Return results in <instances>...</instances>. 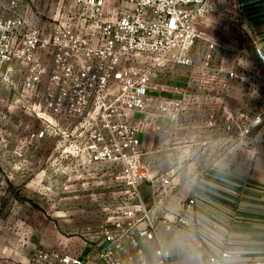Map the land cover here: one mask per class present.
<instances>
[{
    "label": "built area",
    "instance_id": "1",
    "mask_svg": "<svg viewBox=\"0 0 264 264\" xmlns=\"http://www.w3.org/2000/svg\"><path fill=\"white\" fill-rule=\"evenodd\" d=\"M209 1L72 0L74 10L41 24L16 10L10 16L0 13V77L13 83L23 64V88L36 99L34 111L48 124L65 123L73 141H82L86 161L115 166L136 196L108 218L92 255H64L60 264H87L91 259L105 264H170L173 252L160 240L154 210L175 188L188 154L175 156L169 150L172 166L158 176L151 172L143 163L145 123L147 118H169L177 127L184 125L180 119L186 95L166 97L170 90L154 79L166 65H191L199 42L205 40L210 48L218 45L199 26ZM117 2L132 8H120ZM17 6L12 1L11 9ZM256 53L264 65L262 49L257 47ZM228 76L235 79L237 70ZM261 122L257 116L244 127L229 123L223 130L246 137ZM50 134L49 125L34 136ZM215 142L203 141V146L210 153ZM147 182L156 183L152 204L140 191ZM195 206L190 197L177 214L164 217L166 230L174 234L189 228ZM53 257L41 254L50 264ZM200 264L244 263L226 247Z\"/></svg>",
    "mask_w": 264,
    "mask_h": 264
},
{
    "label": "rangeland",
    "instance_id": "2",
    "mask_svg": "<svg viewBox=\"0 0 264 264\" xmlns=\"http://www.w3.org/2000/svg\"><path fill=\"white\" fill-rule=\"evenodd\" d=\"M12 1L18 3L14 9ZM71 2L0 0V13L10 16L16 10L39 24L58 13L74 10ZM117 6L132 8L119 2ZM205 9L210 24L215 25L219 10L214 4ZM198 19L202 28L204 21ZM227 24L226 21L223 28L229 35L233 30ZM208 37L211 42L220 43L215 30ZM205 43L201 41L194 48L191 65H166L154 79L157 85L170 90L166 97L182 99L186 95L185 107L191 116L183 115L181 123H186L188 117L200 120L205 104L200 93L215 89V76L232 69L238 73L233 44L222 49L219 45L210 48ZM207 51L210 57H206ZM211 69L213 77L205 82ZM24 72L25 66L21 64L13 83L0 77V264H50L41 258L42 253L53 255V264H60L58 259L64 255H83L88 250L92 255L108 218L136 196L115 166L86 161L82 141H73L65 123L48 124L34 111L36 99L23 88ZM208 106L212 112L219 109L214 98L208 99ZM222 110L224 121L230 123L235 119L225 108ZM238 116L241 122L248 117L245 113ZM147 119L143 163L158 176L172 166L168 148L178 146L177 151L183 150L187 132L169 118ZM49 125L52 134L47 138L34 136ZM198 139L197 131L194 140ZM147 183L152 186V182ZM149 196L153 198L154 191Z\"/></svg>",
    "mask_w": 264,
    "mask_h": 264
},
{
    "label": "crops",
    "instance_id": "3",
    "mask_svg": "<svg viewBox=\"0 0 264 264\" xmlns=\"http://www.w3.org/2000/svg\"><path fill=\"white\" fill-rule=\"evenodd\" d=\"M208 3L207 7L214 4L219 10L217 22L210 24L206 9L200 16L204 21L201 26L207 34L215 30L222 49L228 44L235 46L238 73L235 79L229 78V71L215 76V89L200 93L205 98L200 120L196 122L188 117L183 125L187 132L184 149L168 148L175 156L186 152L188 159L178 171L175 188L164 204L155 208V218L161 242L168 244L173 252L170 264H200L208 255L226 247L239 263L264 264V65L256 53L257 47L264 53V0H210ZM29 20L33 22L31 17ZM226 21L233 30L229 35L223 28ZM206 57H210L209 51ZM211 71L207 72L205 82L213 77ZM213 98L219 106L215 112L208 106V99ZM222 108L234 116L230 123L237 126L244 127L257 116L262 122L245 141V137L223 130L229 122L223 120ZM239 113L248 115L246 121H240ZM187 115L191 116L188 109L184 116ZM197 131L199 139L194 140ZM203 141L217 142L209 153ZM155 185H141L148 204L154 201V196L149 195ZM190 197L196 201L195 214L189 215L190 227L171 234L162 219L177 214ZM149 246L152 249L154 244ZM88 253L89 250L81 257L90 256ZM87 264L105 263L92 260Z\"/></svg>",
    "mask_w": 264,
    "mask_h": 264
}]
</instances>
